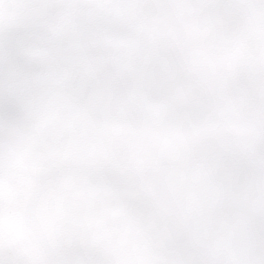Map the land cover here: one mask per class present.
I'll list each match as a JSON object with an SVG mask.
<instances>
[{"label": "clouds", "instance_id": "1", "mask_svg": "<svg viewBox=\"0 0 264 264\" xmlns=\"http://www.w3.org/2000/svg\"><path fill=\"white\" fill-rule=\"evenodd\" d=\"M0 264H264V0H0Z\"/></svg>", "mask_w": 264, "mask_h": 264}]
</instances>
